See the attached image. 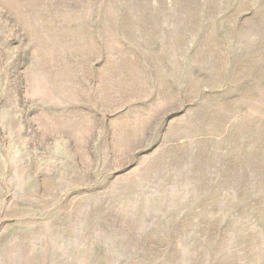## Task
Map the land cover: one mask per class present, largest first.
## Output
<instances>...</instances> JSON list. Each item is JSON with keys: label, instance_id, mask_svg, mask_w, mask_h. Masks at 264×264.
I'll use <instances>...</instances> for the list:
<instances>
[{"label": "rangeland", "instance_id": "rangeland-1", "mask_svg": "<svg viewBox=\"0 0 264 264\" xmlns=\"http://www.w3.org/2000/svg\"><path fill=\"white\" fill-rule=\"evenodd\" d=\"M0 264H264V0H0Z\"/></svg>", "mask_w": 264, "mask_h": 264}]
</instances>
